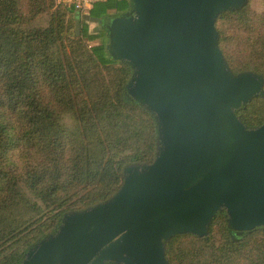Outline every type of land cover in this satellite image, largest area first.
<instances>
[{
	"label": "trees",
	"instance_id": "obj_1",
	"mask_svg": "<svg viewBox=\"0 0 264 264\" xmlns=\"http://www.w3.org/2000/svg\"><path fill=\"white\" fill-rule=\"evenodd\" d=\"M55 2L0 0V264H19L63 214L107 201L126 167L155 158L156 119L127 96L132 70L106 50L108 26L129 1L95 3L86 16L99 30L82 25L78 39L71 22L52 12ZM252 2L220 14L215 27L230 70L264 77V0L260 28L241 27ZM224 21L243 34L244 58L219 27ZM236 113L248 128L261 125L264 97ZM165 254L169 264H264V229L232 231L218 213L206 237L176 235Z\"/></svg>",
	"mask_w": 264,
	"mask_h": 264
},
{
	"label": "water",
	"instance_id": "obj_2",
	"mask_svg": "<svg viewBox=\"0 0 264 264\" xmlns=\"http://www.w3.org/2000/svg\"><path fill=\"white\" fill-rule=\"evenodd\" d=\"M247 2L129 0L111 20L106 50L156 119L155 158L126 167L107 201L63 214L19 264H169L165 244L206 237L218 213L232 231L264 228V123L248 128L236 113L264 97V77L230 70L215 27Z\"/></svg>",
	"mask_w": 264,
	"mask_h": 264
},
{
	"label": "rangeland",
	"instance_id": "obj_3",
	"mask_svg": "<svg viewBox=\"0 0 264 264\" xmlns=\"http://www.w3.org/2000/svg\"><path fill=\"white\" fill-rule=\"evenodd\" d=\"M62 7L56 1L55 2V7L52 10V12L57 11L59 13L60 17L63 16L64 20H69L71 22V24H72V29H71L72 39H78L80 37V35L76 34V27L81 29L82 25L87 24L86 26H87V29L89 30L90 33L93 32V31L97 32L99 30L98 29L99 26H98L97 23L91 25L90 23L84 21L83 16H79V15L74 14V13L70 14V13L66 12L65 9H63L64 7L63 8ZM262 11H263V8L260 5V3L258 2V0H253V2L249 6L250 23L248 24L247 21H245L242 24L241 27L243 29H248V28L249 29H258V28H260L261 20H259V18L262 15ZM219 27L226 33L227 39H229V41H230L231 49L235 53H237V55L239 56L240 59L244 58L245 54L243 52V46H242L243 34L237 29V27L234 24V22H232V21H224V23L219 24ZM104 36H105V34H104ZM100 71L102 72V75H107V73H106V71L104 69H102ZM131 165H133V164H131ZM131 165H129V166H131ZM226 222H227V220H226Z\"/></svg>",
	"mask_w": 264,
	"mask_h": 264
},
{
	"label": "built area",
	"instance_id": "obj_4",
	"mask_svg": "<svg viewBox=\"0 0 264 264\" xmlns=\"http://www.w3.org/2000/svg\"><path fill=\"white\" fill-rule=\"evenodd\" d=\"M58 4L73 10L79 16H84L88 13L91 7L98 2L105 0H56Z\"/></svg>",
	"mask_w": 264,
	"mask_h": 264
},
{
	"label": "crops",
	"instance_id": "obj_5",
	"mask_svg": "<svg viewBox=\"0 0 264 264\" xmlns=\"http://www.w3.org/2000/svg\"><path fill=\"white\" fill-rule=\"evenodd\" d=\"M129 1V0H128ZM129 6H130V3H129ZM129 6H128V9L126 10V12L129 10ZM109 14H115L116 12H115V10H109V12H108ZM87 14H85L84 16H83V19H84V21L85 22H88V23H90L91 25H93V24H95V23H97V21L96 20H91L90 18H89V15L88 16H86Z\"/></svg>",
	"mask_w": 264,
	"mask_h": 264
}]
</instances>
